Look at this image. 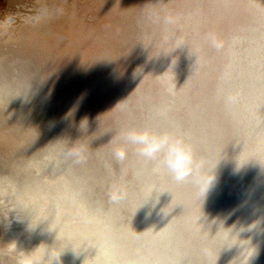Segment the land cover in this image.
Wrapping results in <instances>:
<instances>
[{"label":"rangeland","instance_id":"rangeland-1","mask_svg":"<svg viewBox=\"0 0 264 264\" xmlns=\"http://www.w3.org/2000/svg\"><path fill=\"white\" fill-rule=\"evenodd\" d=\"M263 11L264 0H0V60L9 63L10 67L12 64L27 66L25 68L43 83L44 93L48 99L47 104L34 102L27 105L22 120L11 118V115L16 113L15 109L0 105V160H9L31 149L44 150L54 145L57 136L61 135L63 147L70 152L72 150L70 154L73 162L79 163L83 170L89 173L88 176L91 177L89 182L92 188L94 186L92 190L95 189L94 199L101 201L102 205L105 204L107 211L117 208L116 211L120 212L117 224L122 227L115 230L116 235L125 238L127 243L129 241L128 246L131 249L137 247L143 249L142 243H137L138 233L134 232L138 230L134 226L139 223L136 215L138 211L134 204L128 201L129 191L144 186L146 180H149L150 184L152 181L153 184L157 182L159 184L162 176L160 171L151 167L158 161L150 162L140 157L136 146L125 139V133L131 129L150 130V121L156 118V123L158 121L159 124L160 122L165 124L160 127L152 126L153 129H158V134L162 131L181 139L193 153L192 175L180 182L181 184L177 182L182 190L190 189L192 192L190 195L193 197L186 195L185 199L181 198L180 203L178 201L175 205L176 208H172L171 212L174 213L170 212L171 217L175 218V223L171 224L176 229L185 224L182 228H186L187 234L193 229L191 232L193 235L189 234L193 238L184 239L187 242L183 245L179 241L180 250L177 248L179 250L177 252L181 253L182 250V253H187V248L189 249L194 241L197 247H200V244L207 248L217 246L224 248V251L219 249V252L222 250L221 252L225 254L234 251L235 242L226 236L225 239H221V234L217 235V240L212 236L217 228L222 231L224 228L226 232V229L230 228L228 230L230 231L231 227H244L243 222L247 219L244 215L247 209L244 206L246 196L252 201L247 203L249 206L255 205L252 203L257 196V202L264 203V145H262L264 127L255 126L256 118L264 111L262 88L264 85L260 87L263 91L258 90L255 85L252 91L254 99L247 98L248 109L252 111L247 115V119L243 117L241 121H237L234 119L236 115L233 114L232 122L229 109L226 107L234 104L233 100L238 98V94L235 96L233 92L225 94V87L227 78L232 76L239 78L238 81H248V74H254L253 77L256 74L264 76V55H259L264 50ZM212 37H215L221 47L213 45ZM254 48L256 52H253ZM243 55L247 57V61H243ZM256 55H259L260 59H256L257 57L252 59ZM236 66L240 70L236 71ZM252 67H256V70ZM14 71L12 68L11 72ZM245 84L246 82L240 89L242 95L248 88ZM260 92L263 94L259 95ZM219 93L222 95H218ZM238 107L239 105H234L237 110L240 109ZM160 110L161 113L152 117L153 113ZM164 111L167 112L166 116L168 115L166 119L162 116ZM245 137L247 138L244 139ZM121 147L126 149V158L118 161L114 151ZM231 157H234L235 161ZM141 169L142 172L139 171ZM144 170L150 175L144 174ZM232 170L237 174L231 172ZM169 178L166 184L171 186L172 178ZM239 184L242 187H239ZM254 190L258 195L252 193ZM219 191L223 196H219ZM113 192L121 193L123 199L118 203L113 202L110 198ZM198 193L201 195L199 199L194 197ZM210 198H214L215 201ZM23 204L28 205L24 208L27 214L38 205L26 200L22 201V206ZM2 206H0L2 247L0 264H4L3 261L10 264L13 260L10 259L6 243L10 233L9 228L5 227L4 219L6 213L11 218L15 215H12L9 207L5 209ZM226 206L229 212L227 209H225L227 212L224 210ZM216 207L219 210H216ZM160 208L157 212L159 218L163 217L165 210L164 205ZM149 214L147 211L143 216L144 220L147 219L146 223L153 217ZM255 215L252 216L250 224L254 233L257 232L256 236L261 233V240L264 241V229L260 227L261 223L257 226L258 211ZM226 216L228 218H225ZM19 217L18 220L21 221V216ZM75 220L76 223H82V219L77 216ZM14 221L17 224L15 218ZM51 222L54 223L53 220ZM226 223H229L228 227ZM140 230L142 234L148 235L146 226ZM180 231L183 232V229L180 228L178 233ZM123 232L130 238H126ZM81 233V236L85 234ZM199 233L201 237L196 239ZM208 233L209 240H206L204 237H207ZM51 235L50 232V237ZM190 240L193 241L192 244H188ZM215 241L222 246H215ZM81 251L82 245L80 255ZM90 251L94 257L93 264H101V252L96 249ZM238 257L235 255L234 259L237 260ZM197 260L199 263V258ZM229 261L230 258H224L219 264H237V261L234 263ZM250 263L254 264L252 261L248 260V263L245 261V264ZM84 264L90 262L85 261Z\"/></svg>","mask_w":264,"mask_h":264},{"label":"bare ground","instance_id":"bare-ground-1","mask_svg":"<svg viewBox=\"0 0 264 264\" xmlns=\"http://www.w3.org/2000/svg\"><path fill=\"white\" fill-rule=\"evenodd\" d=\"M242 6L243 5H241V7ZM260 26L262 27L263 25L261 24ZM259 30H261V29H259ZM261 33H262V31H261ZM234 41L237 42L236 40H234ZM236 52H238V51H236ZM253 52H256L255 48L253 49ZM259 55L260 56L264 55V50ZM259 55L254 56L252 59H255L256 57H257L256 59H258ZM235 57H236V55H235ZM242 58H244L243 61H247V57L245 55H243ZM240 61H242V60H240ZM251 64H253V62ZM251 64H250V66H251ZM243 66L245 67V65H243ZM25 67H27V66H25L23 64H12L10 67L9 63L7 64L3 59L0 60V105L4 104L9 109L10 108L15 109L14 111H16V113L14 112L15 114L11 115L12 119H21V117L25 114L24 112L27 108V105H29L31 103L32 104L34 102L39 103V104H41V103L47 104L48 103V99L44 93L45 89L43 88L44 87L43 83L36 76H34V74L31 73V71L28 68H25ZM246 67L248 69V66H246ZM12 68L15 69L14 73L11 72ZM252 68H254V67H252ZM252 68H251V70H252ZM255 68H254V70H256ZM238 69L239 68L236 66V71H238ZM259 69H261V68H259ZM251 70H250V72H251ZM254 73H255V71H254ZM245 75H247V74H245ZM248 75H249L248 81L247 80L246 81H244V80L238 81L239 78H237L235 76L229 77L226 80L225 94H228V93L230 94L232 92H233V96L238 94V98H235L236 100H233L234 104L231 103L232 106L226 107L229 109L228 112L231 115V118H230L231 122L233 121V119H232L233 114L236 115V118L233 117L234 119H236L237 121H241L243 119V117H245L247 119V115L252 113V111H250V109H248L249 108L248 107L249 102H248L247 98L252 97V99H254V97L252 95V91H253L255 85L258 88V90L263 91V89L262 90L260 89V87H262V84L264 85L263 80H262L263 75L256 74L254 77L252 76L254 74H252V75L248 74ZM185 77H187V76H185ZM263 78H264V76H263ZM244 82H246L245 87H248L246 90V92L248 93L247 95H246V92L243 95L240 93V89H242L244 87L243 86ZM170 88H172V86ZM262 88H264V87H262ZM253 93H255V92H253ZM261 94H263V92H260L259 95H261ZM218 95H220V93ZM259 98H260V96H259ZM250 102H251V100H250ZM238 103H240V104H238ZM235 104L239 105L240 109H238V110L235 109L234 108ZM161 112H162V110H160L159 112L153 113L152 117L156 116L155 114L158 115V113H161ZM163 113H162L163 114L162 116L166 119V117L168 116V115L166 116L167 112L164 111ZM144 116H146V115H144ZM165 119L163 120L164 122L166 121ZM256 119H257V121H256L255 126H261V128L264 127V111H262V114H260V116ZM155 120H156V118H155ZM155 120L150 121L151 122L150 130H149V128L148 129L145 128V129L149 130L153 133L158 134V132H157L158 129H153L152 126L153 127L154 126L160 127L161 125L163 126L165 124L162 122H160V124H159L158 121L156 123ZM232 127H233V125H232ZM164 133L165 132H162V131L160 132V134H164ZM238 133H240V132H238ZM250 137L254 138V136H250ZM53 138L54 137H52V139ZM62 138L63 137L61 135H60V137L58 135L57 140H56L57 142L54 143V145H51V147H48V148L46 147L44 150L42 148H38L35 151L33 149H31V150L23 151V153L16 155L15 157H12L9 160H0V206L3 205L2 207H4V208L9 207L12 215H15V216H12V218H11L8 216V213H6V216L4 219L6 222L5 227L9 228L8 231L10 233L9 238L6 241L7 250L9 249V244L12 242L15 243L17 246V251H15V252H10L8 250L10 253V257H11L10 259L13 260V261H11L10 264H17L19 254L22 251L25 253H30V252L35 250L36 254L40 255L47 248L51 249L52 253L56 256H59V254H60L58 264H84L85 261H88V262H90V264H93L94 263V257H93V254L91 253L90 249H96V251L101 252L100 253V254H102L101 264H195V262L198 261L197 260L198 258H199L200 264H219L220 260H222L224 258H230V261H229L230 263H234L235 261H237V264H242V263L245 264V261H247V263H248V260H249V262L252 261L254 264H264V241L261 240L262 235L260 233V235L257 237L256 236L257 232L254 233L253 228L250 224L253 220L252 216H256L255 213H256V211H258V216H257L258 219H256V218H254V219H256L258 221L257 226L260 225V223H261L262 226H260V227L262 229H264V226H263L264 225V218H262V217H264V203L261 201H260V203L257 202L258 196L256 197V195H254L256 197V199H255V201H253L254 203H252L255 205H250V206L247 203H251L252 201L250 198H248L246 196L244 206L247 209L245 210L246 213L245 214L243 213V214L246 215V217L245 216L244 217L247 219H246V222L242 221L244 223L243 228L241 226H240L241 228L235 226L234 228L231 227L230 231H228L230 228L228 230L226 229V232H225V229L223 228V231L225 234L223 233V231L220 228H217V230L214 231V236H212V238L214 237L217 240V235L221 234V236H220L221 239H225V236H226L228 239L232 240L233 243L235 242L236 247H235L234 251H231V252L228 251L229 253H227V254H225L224 252H221L224 248H217L216 245H218V243H217L219 241L218 240L217 242L215 241L216 248H213V247L207 248L204 245H203L204 247H202L201 244H200V247H197L198 245H196V244H195L196 247H194L195 246L194 245L195 241H194V243H193L194 246L193 245L192 246L195 248V251L192 248V246H190L189 249L187 248V250H188L187 253L186 252H185V254L182 253L183 252L182 250L180 251L181 253H178L177 250L180 248L178 246L179 241H181V244L183 245V243L187 242V240L184 241V239H188L189 237L193 238L191 236V235H193V234H191V232L194 230L193 229H192V231L189 230V234H191V235L187 234V230H185L186 228H182L183 226H185V224H183L179 227V229L180 228L183 229V232L180 231V233H178L179 229H176L173 226V224H171L172 222L175 223V220H174L175 218L173 219L171 217L170 212L172 211V208L173 209L176 208L175 205L178 203L179 200H181V198L185 199L186 195H189L191 197H193V195H190V194H192V192H190L191 191L190 189H189V191L185 188H184V190H186V191L182 190L181 187L177 185L178 181H176L173 178V176L168 172V170L165 167H163L159 162H155V166H154V164H153V166H151L153 169L161 172V176H162L161 179L162 180L159 184H157L158 182L153 184V181L150 184V183H148L149 180H146V182H144L145 183L144 186H141L140 188H134L135 190L132 189L131 191H129L130 194L128 195V201H131L130 203L134 204L135 209H137V211H138L136 215H138L137 219L139 220V223H138V225L137 224L134 225L135 228H138V230L134 231V232L138 233V236H136L137 237V243L140 242L143 245V249L138 248V247L136 248L137 250L131 249V247L128 246V244H130L129 241L127 243L125 238H123L122 236L118 237L115 233L116 229H118L119 227H122V225L120 226L119 224H117V220L119 219V213L120 212L116 211L117 208L116 209H110L109 211H107V208L104 207L105 204L102 205L101 201L99 202L98 200L94 199L93 192L95 191V189H94V191L92 190L94 188V186L92 188V185L89 182V180L91 181V177L88 176L89 173H86L87 171L86 170L84 171L83 167L80 166L79 163L76 164L75 162H73L72 154H70L72 152V150L70 152L69 150H67L63 147L64 143H63V140H61ZM216 138H217V136H216ZM246 138L247 137H245L244 139H246ZM263 138H264V135H263ZM213 139H215V138H212V140ZM259 139H260V137H259ZM261 139H262V137H261ZM203 141H204V138H203ZM206 141H208L207 138H206ZM242 141H245V140H242ZM50 143H51V141H50ZM262 143H263L262 145H264V139H263ZM203 144H205V143H203ZM245 145H248V143L247 144L245 143ZM255 145H257V144H255ZM261 150H263V149L261 148ZM193 151H194V149H193ZM246 152L249 153L248 151H246ZM254 152H256V151L254 150ZM237 154H240V153H237ZM244 156H245V154H244ZM247 156H249V154ZM252 157H254V156H252ZM215 158H217V157H215ZM233 158H232V160H234ZM199 160H200V158H199ZM210 160H211V158H210ZM218 161H219V159H218ZM212 162L215 164V161H212ZM248 162H249V159H248ZM213 163H209V164L212 166ZM82 165H83V163H82ZM219 165H218V167L220 169ZM261 165H263V164H261ZM211 166H210V168H211ZM235 166H236V164H235ZM84 167H86V166H84ZM250 168H251V166H250ZM86 169H87V167H86ZM213 170H214V168H212V171ZM139 171L142 172L143 169H141ZM231 172L235 173L236 171L232 170ZM254 172H256V171H254ZM143 173L146 174L147 176L150 175L148 173V171L146 172L145 170ZM110 174H112V173H110ZM235 174H237V173H235ZM139 175H140V173H139ZM146 175H144V176H146ZM169 177L172 178L171 186L166 184L167 183L166 180L170 179ZM251 177L252 176H250V178ZM254 177H256V176H254ZM188 178H190V177H188ZM205 178L207 179L208 177H205ZM256 178H258V176ZM210 179H211V177H210ZM218 179L220 180V177ZM235 179H236V176H235ZM237 180H238V178H237ZM144 181H145V179H144ZM194 181H195V179H194ZM241 181H242V179H241ZM188 182H190V180ZM197 182L198 181H196V184H197ZM144 183H142V184H144ZM184 183H186V182H184ZM230 183H231V181H230ZM237 183H236V185H237ZM126 184H128V183H126ZM207 185H209L208 182H207ZM239 185H238L239 187H242L241 184H239ZM247 186H248V184H247ZM216 187H218V186H216ZM130 188H131V186H130ZM195 189H197V188H195ZM2 190H4V191H2ZM238 190H239V188H238ZM242 190H240V191H242ZM96 191H97V188H96ZM205 191H206V189H205ZM228 191H229V189H228ZM237 192H239V191H237ZM258 192H259V190H258ZM200 193H201V191H200ZM203 193H205V192H203ZM229 193H231V192L229 191ZM252 193L257 194L256 191L252 192ZM212 194H214V193H212ZM99 195H100V192H99ZM199 195L200 194L198 193L197 195H194V197L199 199ZM220 195L223 196V194H220V191H219V196ZM238 195H242V194L240 193ZM238 195H236V196L234 195V196L238 197ZM101 196H102V194H101ZM203 197H205V196H203ZM218 198H220V197H218ZM205 199H206V197H205ZM211 199L212 198H210V200ZM213 199H212V201H215ZM25 200H26V202H28V201L33 202V205H34V202L36 204H38L34 209H32V212L30 214H27V212L24 209L28 205L23 204V206H22V201H25ZM237 201H238V199H237ZM242 201H243V199L241 200V202ZM208 202H210V201H208ZM115 203H118V202H115ZM160 203H163L161 205H164L165 210L163 213V217L159 218V215H158L159 213L157 214V212H159V210L161 208H163V207L160 208V206H161ZM179 203H180V201H179ZM204 203H205V201H204ZM204 203H202V204H204ZM183 204H184V202L182 203V205ZM185 204H186V202H185ZM223 204H225V203H223ZM237 204H236V206H238ZM240 205H241V203H240ZM114 206H117V205L115 204ZM214 206H216V205H214ZM256 208H258V209H256ZM225 209H227V206H226V208H224V210ZM216 210H219V209L216 207ZM227 210L229 212V209H227ZM147 211L150 212V214H149L150 216L153 215L152 219H150L148 221V223H146L147 219L146 220L143 219V216L145 215V213ZM154 211H156V213ZM214 211L215 210H213V212ZM220 211H221V208H220ZM206 212H207V210H206ZM167 213H169V214L166 215ZM171 213H174V212H171ZM223 213L226 214L225 212H223ZM237 214H238V212H237ZM243 214H242V219L240 217L241 215L239 216L240 217L239 220L240 219L243 220ZM16 215H17V217H16ZM19 215L21 216V221L18 220V219H20V217L18 218ZM116 215H118V216H116ZM191 215H195V214H191ZM202 215L204 216L205 214H202ZM76 216L82 219V223H76L75 222L76 220L78 221V219L75 220ZM131 216H132V214H131ZM230 217L231 216H229V218ZM14 218H15V220H17V224H15L16 222L14 221ZM225 218H228V217L226 216ZM232 218H233V216H232ZM142 219L145 221V224H144ZM177 219H178V217H177ZM204 219L205 218H203V220ZM52 220L54 221V223L51 222ZM63 220H65V221H63ZM187 220H189V219H187ZM200 220H202V219H200ZM226 220H228V219H226ZM191 221L192 220H190V222ZM224 221H225V219H224ZM197 222H199V221L197 220ZM216 222H215V225H217ZM254 222H255V220H254ZM211 223H213V222H211ZM228 224L229 223H226L227 227L229 226ZM145 226H146V231H147L148 235L146 233L142 234V231L140 230L141 227H145ZM178 226H179V224H178ZM200 226L201 225H199V227ZM186 227H188V226H186ZM201 228L203 229V227H201ZM254 228L256 229L255 226H254ZM82 229H83V231H82ZM121 229H123V228H121ZM194 229H196V228H194ZM210 230H208V231H210ZM50 232L52 234L51 237H50ZM81 232H83L85 234L83 236H81L82 235ZM123 233L125 234L126 232H123ZM201 233H202V231H201ZM201 233H199V235L196 234L198 236H197V238L196 237L195 238L198 239V237L201 235ZM126 234L124 235L125 237L127 236ZM206 235H207V237L205 236L206 238L204 237V239L209 240L208 239L209 233ZM128 236L126 238H128ZM202 237H203V235H202ZM192 242L193 241L190 240V242L188 241V244L189 243L192 244ZM202 243H203V241H202ZM253 243H255V244H253ZM205 244H207V243H205ZM237 244H238V246H237ZM81 245H82V251H81V255H80L79 250H80ZM95 246H96V248H95ZM218 246L221 247L222 245L220 244ZM219 249H222V250H220V252H219ZM0 250H2L1 246H0ZM209 250L211 253L209 252ZM250 252H251V254H249ZM192 255H194L195 259L192 258ZM197 255H199V256H197ZM235 255L239 256L237 258V260L234 259ZM196 256H197V258H196ZM45 258L47 259V257H45ZM246 259H248V260H246ZM80 260H83V261H80ZM2 263L5 264L4 261ZM53 264H57V262L54 261Z\"/></svg>","mask_w":264,"mask_h":264},{"label":"clouds","instance_id":"clouds-1","mask_svg":"<svg viewBox=\"0 0 264 264\" xmlns=\"http://www.w3.org/2000/svg\"><path fill=\"white\" fill-rule=\"evenodd\" d=\"M211 39L215 47H221L215 37ZM125 139L136 146V151L140 157L149 161H158L176 181L182 182L192 175L193 153L181 139L174 138L167 133L156 134L146 129L128 130L125 133ZM114 156L118 161H123L126 158V149L123 147L116 149ZM111 199L113 202H118L123 199V195L119 192H113ZM8 250L10 252L17 251L16 244L10 243ZM59 256L54 255L52 250L48 248L40 255H37L35 250L30 253L22 251L19 254L17 264H53L54 261L58 264Z\"/></svg>","mask_w":264,"mask_h":264}]
</instances>
